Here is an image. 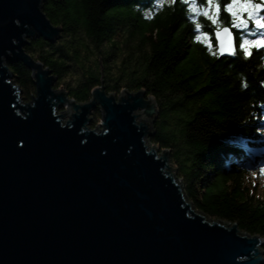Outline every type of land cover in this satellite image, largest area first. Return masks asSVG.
Wrapping results in <instances>:
<instances>
[{
  "label": "water",
  "instance_id": "95a60500",
  "mask_svg": "<svg viewBox=\"0 0 264 264\" xmlns=\"http://www.w3.org/2000/svg\"><path fill=\"white\" fill-rule=\"evenodd\" d=\"M43 1L0 0V264H264L259 237L186 200L167 154L151 148L157 110L145 92L117 99L100 86L80 104L54 88L25 52L60 39ZM11 63L31 72L28 103Z\"/></svg>",
  "mask_w": 264,
  "mask_h": 264
},
{
  "label": "trees",
  "instance_id": "16d2710c",
  "mask_svg": "<svg viewBox=\"0 0 264 264\" xmlns=\"http://www.w3.org/2000/svg\"><path fill=\"white\" fill-rule=\"evenodd\" d=\"M42 11L60 39L36 38L25 52L52 73L54 88L80 104L100 86L115 96L145 92L157 109L149 141L167 152L189 202L203 216L259 237L264 254V194L249 182L264 163V51L246 57L241 32L232 28L237 56L213 55L199 38L231 28L230 17L222 12L211 25L185 0H44ZM8 69L30 102L31 72L21 63ZM92 115L101 118L99 109Z\"/></svg>",
  "mask_w": 264,
  "mask_h": 264
},
{
  "label": "snow or ice",
  "instance_id": "6c2138e0",
  "mask_svg": "<svg viewBox=\"0 0 264 264\" xmlns=\"http://www.w3.org/2000/svg\"><path fill=\"white\" fill-rule=\"evenodd\" d=\"M185 2L190 5L194 15L207 18L211 25L220 24L222 12H226L230 17L231 28L217 27L214 36L209 32L199 38L201 42L207 41V48L213 50V55H216L215 48L218 45L222 57L224 55L237 56V37L232 28L248 30L249 23L252 22L256 30L264 29V16L259 15L264 11V3H256L254 0H230L229 3L222 6L219 0H207L206 6L201 7L197 0H185ZM199 31H203V27ZM254 35V31H249V37ZM239 50H242L246 57L251 58L254 50L264 51V38L253 40L242 37Z\"/></svg>",
  "mask_w": 264,
  "mask_h": 264
},
{
  "label": "rangeland",
  "instance_id": "374dc122",
  "mask_svg": "<svg viewBox=\"0 0 264 264\" xmlns=\"http://www.w3.org/2000/svg\"><path fill=\"white\" fill-rule=\"evenodd\" d=\"M255 1H257V0H254V2ZM258 1H260L259 3H264V0H258ZM190 9H191V7H190ZM263 12V11H262ZM262 12L259 14V15H261V16H263L262 15ZM249 31H254L255 32V35L254 36H251V37H249ZM240 34H239V36L242 38V37H245V38H251V39H253V40H255V39H260V38H264V29H260V30H256L255 29V25H254V23H252V22H250L249 23V29L248 30H240ZM206 46H207V44H206ZM122 93V92H121ZM110 95H114V94H110ZM115 96V95H114ZM120 95H117V96H115V98H117V99H119L118 97H119ZM157 110V109H156ZM155 118V117H154ZM154 118H153V120H154ZM101 124V122H100V120L98 121V124H97V127H96V129H95V132H96V130L98 131L99 129H100V125ZM260 131L261 132H264V126L263 127H261L260 128ZM150 138V137H149ZM149 138H148V140H149ZM150 142V141H149ZM155 147V146H154ZM157 150H158V154L159 155H163V154H167V152H164V151H160L157 147H155ZM262 151H264V149L262 150ZM167 156H168V154H167ZM169 159V158H168ZM260 169H259V171L257 170V171H253V173H251V175H250V177H249V182L251 181L252 183H253V185H254V187L255 188H257L258 190H259V192H260V194H264V164L262 165V167H259ZM172 169H173V172L175 173V175H176V168L174 167V166H172ZM177 177V176H176ZM183 187H184V185H183V183H182V190H183ZM185 198H186V200H188L187 199V197L185 196ZM189 201V200H188ZM261 252H262V249H261ZM263 253V252H262ZM263 259H264V256L262 257Z\"/></svg>",
  "mask_w": 264,
  "mask_h": 264
},
{
  "label": "bare ground",
  "instance_id": "6f19581e",
  "mask_svg": "<svg viewBox=\"0 0 264 264\" xmlns=\"http://www.w3.org/2000/svg\"><path fill=\"white\" fill-rule=\"evenodd\" d=\"M151 148L153 149V148H155L154 146H151ZM157 155H158V157H161L162 158V156L161 155H159L158 153H157Z\"/></svg>",
  "mask_w": 264,
  "mask_h": 264
}]
</instances>
